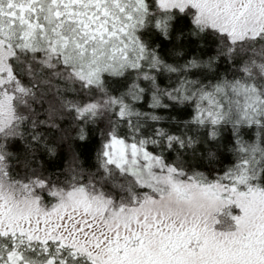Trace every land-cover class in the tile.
Returning a JSON list of instances; mask_svg holds the SVG:
<instances>
[{"label":"snow or ice","instance_id":"obj_1","mask_svg":"<svg viewBox=\"0 0 264 264\" xmlns=\"http://www.w3.org/2000/svg\"><path fill=\"white\" fill-rule=\"evenodd\" d=\"M0 264H264V0H0Z\"/></svg>","mask_w":264,"mask_h":264}]
</instances>
